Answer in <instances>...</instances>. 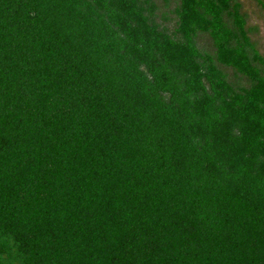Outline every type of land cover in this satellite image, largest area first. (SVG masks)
Segmentation results:
<instances>
[{
    "label": "trees",
    "instance_id": "1",
    "mask_svg": "<svg viewBox=\"0 0 264 264\" xmlns=\"http://www.w3.org/2000/svg\"><path fill=\"white\" fill-rule=\"evenodd\" d=\"M240 5L0 0V264H264Z\"/></svg>",
    "mask_w": 264,
    "mask_h": 264
},
{
    "label": "rangeland",
    "instance_id": "2",
    "mask_svg": "<svg viewBox=\"0 0 264 264\" xmlns=\"http://www.w3.org/2000/svg\"><path fill=\"white\" fill-rule=\"evenodd\" d=\"M240 5V13L245 14V28L249 29L248 35L251 41L254 43V47L258 50L260 55L264 57V8L256 1V0H236ZM174 5L171 3L170 7L161 8L158 14H162L161 11H164L163 14L166 13V20L160 19L158 17V21L165 22V25L169 28H173L175 26L176 15L173 11ZM162 14V15H163ZM198 46L200 48H204L209 50L210 41L207 36L197 38ZM227 72L230 73V70ZM237 81L232 76L229 77V81ZM245 82V81H244ZM242 83V82H241Z\"/></svg>",
    "mask_w": 264,
    "mask_h": 264
}]
</instances>
